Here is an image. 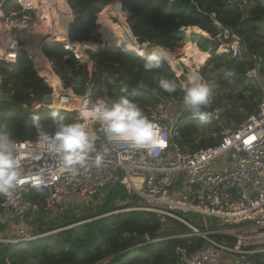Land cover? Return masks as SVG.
Returning a JSON list of instances; mask_svg holds the SVG:
<instances>
[{
    "label": "trees",
    "instance_id": "trees-1",
    "mask_svg": "<svg viewBox=\"0 0 264 264\" xmlns=\"http://www.w3.org/2000/svg\"><path fill=\"white\" fill-rule=\"evenodd\" d=\"M1 1L4 15L19 12L15 0ZM171 1L68 0L74 16V21L68 25V40L71 43L101 44L96 18L106 7L119 3L127 14L126 22L131 35L140 44L162 46L174 52L184 41L193 44L204 42L210 49V57L205 59L206 66L201 68L200 76L209 85L210 95L219 89L227 90L228 95L204 109L207 112L216 106L220 110L218 120L208 118V131H213L215 138L204 140V124L192 119L189 112L180 115L175 140L181 148L195 151L215 144L225 128L237 127L256 111L261 91L257 84L245 77V72L256 68L264 84V48L261 44L264 38V0H191L204 14L208 24L209 17L214 15L225 27L239 35L243 46L235 59L219 48L216 38L209 40L191 34L186 39L180 29L200 28L199 18L179 0ZM42 52L63 87L73 89L75 94H83L87 80L84 66L77 64L59 43L43 45ZM87 54L94 68L91 76L94 98L116 100L127 95L142 108L145 115L160 99H182L180 88L169 94L159 87L160 78L172 79L178 84L185 81L184 77H176L165 61L158 72H147L143 69L142 58L117 48H97ZM240 57L244 61L240 62ZM4 68L0 74V123L7 125L5 130L15 141L32 140L37 132L31 117L39 115L42 124L51 132L52 111L34 110V106L50 94L51 89L37 76L23 53L16 64L4 65ZM108 78H114V82L109 83ZM61 114L69 122L77 121L73 114ZM105 191L99 204L82 215L62 210L56 219H51L49 213L52 212L44 209L45 193H31L28 199L37 205V210L26 215L24 224L33 230L32 235L66 229L49 236L47 240L41 238L16 245H0V264H179L174 253L176 247L191 250L203 245L199 238H185L191 231L177 221L161 224L152 213L132 210L141 207L143 202L129 195L120 184ZM99 195L93 198L97 200ZM70 199L74 201L79 197L64 199L56 210ZM197 227L204 230L201 225ZM212 228L210 226V230ZM5 229L0 226L1 235H4ZM228 240L233 242L231 238ZM251 260L254 264H264V253L253 255Z\"/></svg>",
    "mask_w": 264,
    "mask_h": 264
},
{
    "label": "built area",
    "instance_id": "built-area-1",
    "mask_svg": "<svg viewBox=\"0 0 264 264\" xmlns=\"http://www.w3.org/2000/svg\"><path fill=\"white\" fill-rule=\"evenodd\" d=\"M15 1L20 10L11 13L10 20L5 18L0 2V66L16 64L23 53L37 76L51 89L52 101L44 103L41 100L34 110L73 114L95 136L98 152H102L104 145L109 151L104 155L101 166H95L93 161L97 153H92L87 164L73 174L60 166L57 155L38 134L32 140L16 141V156L22 176L10 195L0 194V216L10 215L18 225L23 226L26 215L37 210V205L28 199L33 192L45 193L44 209L53 212L68 197H93L120 184L129 195L143 202L141 207L132 210L152 213L161 224L177 221L191 231L185 238L194 237L203 241L202 246L191 250L176 247L174 253L179 264H254L251 257L264 253V87L261 86L256 68L245 72V77L257 84L261 91L255 113L242 120L237 127L224 130L215 144L195 151L181 148L175 140L180 116L172 114L171 108L183 105V100L168 98L160 99L146 114L158 126L167 141L166 145L152 153L133 150L123 142L109 141L99 122L80 120L83 110L92 108L102 99L93 97L91 76L94 68L87 54L88 51L95 52L97 48L108 47L104 44L107 41L101 30L98 31L101 44L83 46L84 43H71L68 40V25L74 21V16L68 0L64 1L69 9L67 15L61 12L57 0ZM117 7L124 15L121 24L129 36L128 41H125L127 52L116 47L123 53L143 58L145 51L155 46L140 44L131 35L126 22L127 14L122 11L120 4ZM63 15L67 20L64 36L60 38L55 19L60 20L58 17H62L63 20ZM209 19V25L218 32L215 38L219 48L227 51L231 59L237 58L243 46L239 35L225 27L214 15ZM113 20L110 19L111 23H117ZM47 21H51L53 27L45 26L47 35L39 41L34 40L32 34L38 24ZM194 28L182 27L180 32L186 35V31L190 30L191 35ZM204 37L213 39L209 34H204ZM47 39L61 44L77 64L84 66L87 80L84 82L83 94H75L73 89L64 88L50 62L49 70L57 78L58 84L51 85L40 76L36 59L38 54L44 57L42 44ZM103 40L105 42L102 44ZM165 51L167 55L164 61L176 77L185 78L182 83L194 78L193 73L201 78L200 64L193 63L196 65L193 69L192 64L182 62L175 53ZM209 57V54L206 55V58ZM207 113L210 119H219L220 110L216 106ZM188 214L199 216V225L204 230L183 217ZM207 218L216 219L217 222L208 224ZM210 226L214 229L210 230ZM19 229L18 235L12 237L0 234V245H16L45 236H33L24 232L22 227ZM230 238L233 239L232 243L228 240Z\"/></svg>",
    "mask_w": 264,
    "mask_h": 264
},
{
    "label": "clouds",
    "instance_id": "clouds-1",
    "mask_svg": "<svg viewBox=\"0 0 264 264\" xmlns=\"http://www.w3.org/2000/svg\"><path fill=\"white\" fill-rule=\"evenodd\" d=\"M166 55L167 52L162 46L146 50L142 58L143 69L147 72H158ZM108 82L113 83L114 78H108ZM159 87L169 94L180 88L184 109L194 119L204 121L209 118V114L204 111L211 104L209 87L202 77L188 78L187 82L181 84L172 79L160 78ZM51 117V132L42 124L39 115H33L31 123L39 138L47 142V146L57 155L63 169L75 174L87 164L92 153H97L93 161L95 166L102 165L109 148L104 145L102 152H98L95 136L86 130L82 122H69L58 111H52ZM88 119L99 122L109 141L123 142L133 150L152 153L162 149L167 143L158 126L127 95L116 100H98L92 108L80 113L81 121ZM6 128V124L0 123V194L10 195L21 179L22 170L16 156V141Z\"/></svg>",
    "mask_w": 264,
    "mask_h": 264
},
{
    "label": "rangeland",
    "instance_id": "rangeland-1",
    "mask_svg": "<svg viewBox=\"0 0 264 264\" xmlns=\"http://www.w3.org/2000/svg\"><path fill=\"white\" fill-rule=\"evenodd\" d=\"M57 4L59 5V1H57ZM114 6H109V7H111V8H113L114 10H116L118 7H117V5H119L118 3H114L113 4ZM60 6V5H59ZM61 9V12L63 13V14H65L66 15V10L67 9H62V8H60ZM106 9V8H105ZM104 9V10H105ZM103 10V11H104ZM65 15H63V17H65ZM5 16V18L6 19H8V20H10L11 19V16L10 15H8V16H6V15H4ZM58 18H60V20L59 19H56V24H57V26H60V21L62 20V17H58ZM107 18V16H104V17H102V18H100L99 16H97V18H96V23H97V25H98V31L99 30H101V32H102V34L104 35V39L107 41L108 40V42H105L104 40H103V42H102V44L104 43L105 44V46H108V48H110V47H113V48H117L118 49V47H119V42L118 41H123L122 39H117L116 38V36H117V34H116V32H114L113 31V35L110 33V32H108L107 34L105 33V30L103 29V31H102V22L101 21H103L104 19H106ZM61 23H62V21H61ZM50 24H51V21H50ZM99 24H101V26L99 25ZM110 24H111V22H110ZM52 25V24H51ZM46 25H44L43 23H40V24H38V26H37V28H36V30H35V32H36V34H37V36H38V38L36 37V40L38 41V40H40V39H42L45 35H47V30L48 29H46V27H45ZM121 26H122V24H121ZM107 27V26H106ZM124 27V26H123ZM114 29V28H113ZM97 31V32H98ZM100 33V32H99ZM205 33V32H204ZM193 34H195V33H193ZM263 34H264V31H263ZM185 35V34H184ZM205 35L207 36L208 34L207 33H205ZM6 36H8V34H6ZM202 36V35H201ZM47 37V36H46ZM202 37H204V36H202ZM205 38V37H204ZM110 39H112V40H110ZM125 41H127V40H125ZM124 41V42H125ZM191 42H188V41H184L183 43H181V45H180V47L176 50V51H174V52H172V53H175L176 55H178V58H180V59H184L185 57H189L190 59H191V55L190 54H193V51L195 52V48H194V44L193 43H191ZM261 44H262V47L264 48V38L263 39H261ZM85 46L86 45H88V46H90L91 45V43H86V44H84ZM120 45H122L121 43H120ZM116 46H118V47H116ZM196 46L198 47V49L203 53V54H205L203 57H202V54H197L196 52V55H195V53H194V56L192 55V57H195L196 56V58L199 60V62H201V60L203 59V61L201 62V64L199 65L200 66V70H201V68L205 65L206 66V62L204 63V61H205V59H206V55H208L209 53H210V51H208V47H207V45L204 43V42H201V41H197L196 42ZM120 50V49H119ZM240 62H242V61H244V58L243 57H240ZM189 62H184V63H189V64H192L191 66H192V68L193 69H195L196 68V65H194L193 63H194V61L191 59V60H188ZM2 69H5L4 68V65H1L0 66V74H1V71H2ZM208 70V69H207ZM193 76H194V73H193ZM213 77H215V76H213ZM215 78H217V79H221V78H225V77H215ZM203 80H204V78H203ZM260 83H261V86L262 87H264V84H263V82H262V80L260 81ZM227 95H228V91L227 90H221V89H219L216 93H213V94H211L210 95V99H211V103H213V104H216L217 103V101L220 99V98H226L227 97ZM0 100H1V91H0ZM187 112L188 111H186L185 109H184V107H183V105H176V106H173L172 108H171V113L172 114H174V115H177V114H179V116L180 115H186L187 114ZM200 124H204V128H203V130H204V140H208V139H210V138H215L216 137V135L215 134H213L212 132L213 131H208V126H210V123H209V119H207V120H204V121H198ZM208 127V128H207ZM227 129H229V128H225L224 130H227ZM223 130V131H224ZM106 191H103L100 195H99V199H97V200H95L93 197H89V198H79L78 200H74V201H72L71 199L70 200H68V201H66L61 207H59L57 210H55V211H53L52 213H49V216H50V218L51 219H56L58 216V214L63 210V212H72L74 215H76V216H79V215H82L83 213H85V212H87V210L89 209V208H93V207H95V206H97L98 204H99V201H101L102 199H103V195H104V193H105ZM62 214V213H61ZM57 216V217H56ZM60 216V215H59ZM183 217H185V219H187L188 221H190V222H192L193 224H195L196 226L197 225H199V220H200V218H199V216H197L196 214H188V215H184ZM207 220V222H208V224H213V223H215V222H217L216 221V219H213V218H207L206 219ZM0 226L2 227H4V228H6L5 229V231H4V235L5 236H9V237H12V236H15V235H18V233H19V228H21L22 227V230L24 231V232H26V233H28V234H30V235H32V229L30 228H28V227H26V225L25 224H23V226H20V225H18V223H17V221L14 219V218H12V216H10V215H1L0 216ZM19 229V230H18ZM64 229H66V228H64ZM64 229H57V230H55V231H52V232H50V233H46V234H44L45 236H43V238L45 239V240H47V238L49 237V236H52L53 234H55V233H58V232H60V231H62V230H64ZM68 229V228H67Z\"/></svg>",
    "mask_w": 264,
    "mask_h": 264
},
{
    "label": "bare ground",
    "instance_id": "bare-ground-1",
    "mask_svg": "<svg viewBox=\"0 0 264 264\" xmlns=\"http://www.w3.org/2000/svg\"><path fill=\"white\" fill-rule=\"evenodd\" d=\"M57 1H59L60 8L67 9L66 10V15L69 14V9L67 8V6L64 5V1L65 0H57ZM104 16H107V18L104 19L103 21H101L102 22V31L104 29L106 34L108 32H110L112 35H113V31L116 32V34H117L116 38L123 40L121 42L118 41L119 42L118 43L119 44V47L121 49L125 50V52H127L126 43L124 41L125 40L128 41L127 37L129 36V34H127V30L123 27V25L121 26V23L124 22V15L121 13L119 7L116 10H114L113 8H111L109 6L106 7V9L104 11H102L101 14L99 15L100 18H102ZM112 18H114L117 23H115V24L114 23H111L110 24V22H111L110 19H112ZM66 20H67L66 17H64V19L61 20L62 23H61V21L59 23L60 26H57L56 19H55L56 30H58L57 32H58V34H60V36H59L60 38H62L64 36L63 35L64 34L63 32L65 30ZM44 24L48 28L53 27V23L51 22V24H52L51 25L50 24V21H47ZM194 33L197 34V35H202V33L200 32V30L198 28H194ZM189 34H190V30H187L186 31V35H189ZM110 40H112V39H110ZM107 42H108V40H107ZM120 43L122 45H120ZM84 44H86V43H84ZM84 44H83V46H85ZM86 46H88V45H86ZM194 48H195V52L197 54H202L203 56L205 55V54L202 53L203 51L201 52L198 49V47H194ZM197 51H200V52H197ZM195 52L193 51V53H195ZM196 53H195V55H196ZM44 57H43V55L38 54V57L36 59V63H37L38 69H39V74H40V76H42L43 78H45V80L48 83H50L51 85H57L58 84V80L50 72L49 65H48L49 64L48 63L49 61L45 59L46 57L45 58ZM188 60H190V59L188 57H185L184 59H182V62H189ZM187 64H189V63H187ZM198 64H199V62H198ZM195 78H198V77L196 76Z\"/></svg>",
    "mask_w": 264,
    "mask_h": 264
},
{
    "label": "water",
    "instance_id": "water-1",
    "mask_svg": "<svg viewBox=\"0 0 264 264\" xmlns=\"http://www.w3.org/2000/svg\"><path fill=\"white\" fill-rule=\"evenodd\" d=\"M184 6H187L189 7L196 15L197 17L199 18V22H200V29L209 34L212 38H215L217 35H218V32L216 31L215 28H213L212 26H210L206 21H205V17H204V14H202L200 11H198L197 7L191 2V0H179ZM113 22H115V20H113ZM52 42V40H46L44 41V43L42 44L45 45V44H48ZM42 101L44 103H50L52 101V95L51 94H48L46 96H44L42 98ZM139 240V239H138ZM137 240V242H138ZM136 242V243H137Z\"/></svg>",
    "mask_w": 264,
    "mask_h": 264
},
{
    "label": "crops",
    "instance_id": "crops-1",
    "mask_svg": "<svg viewBox=\"0 0 264 264\" xmlns=\"http://www.w3.org/2000/svg\"><path fill=\"white\" fill-rule=\"evenodd\" d=\"M103 35V34H102ZM32 36H33V39L34 40H36V37L38 38V36H37V34H36V32H34L33 34H32ZM186 36V39H188V37L190 36V35H185ZM103 37H104V35H103ZM37 41V40H36ZM39 41V40H38ZM103 42V41H102ZM191 44V43H190ZM196 46V44H194V47ZM210 49H208V51H209ZM197 52H200V51H197ZM191 55V54H190ZM193 56H194V53L192 54ZM192 55H191V59L194 61V63H196L197 65H198V62H199V60L196 58V57H192ZM203 56V55H202ZM188 57V56H187ZM189 58V57H188ZM190 59V58H189ZM190 59V60H191ZM203 61V59L201 60V62ZM201 62H199V64H201ZM191 65V64H190ZM183 68H185V66L183 65ZM197 75L194 73V78L196 77ZM198 77V76H197Z\"/></svg>",
    "mask_w": 264,
    "mask_h": 264
}]
</instances>
